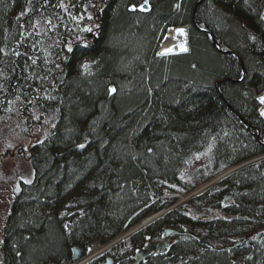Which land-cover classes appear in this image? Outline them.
<instances>
[{
	"label": "trees",
	"instance_id": "16d2710c",
	"mask_svg": "<svg viewBox=\"0 0 264 264\" xmlns=\"http://www.w3.org/2000/svg\"><path fill=\"white\" fill-rule=\"evenodd\" d=\"M130 1L115 0L123 6L117 22L102 25L90 47L65 50L62 63L48 64L52 56L47 53L14 61L21 54L16 49L21 28L29 31L44 16L70 25L87 21L92 2L99 4L95 14L101 20L106 0H70L63 6L0 0V114L14 109L50 125L43 140L33 144V177L4 219L0 264H73L70 246L85 252L93 242L110 241L194 191L139 231L153 239L166 228L187 227L213 247L177 235L164 254L144 264H264V158L200 189L264 151L261 128L251 125L255 92L264 87L263 5L260 0H202L196 8L197 25L211 30L246 66L243 80L231 83L223 78H239L238 65L189 21L198 0H188L191 6L183 0L180 9L172 0H150L148 13L126 11ZM167 22L186 27L190 50L169 62L151 61L152 40ZM51 37L56 52L60 41L55 33ZM218 81L220 95L214 87ZM109 86L115 91L110 93ZM229 108L258 133H247ZM81 142L85 145L78 149ZM201 147L209 154L190 176L178 173L201 155ZM148 188L155 195L149 196ZM79 207L82 216L71 214ZM248 234L253 236L241 248L217 249ZM134 236L85 264H103L105 257L116 262L119 250L135 244Z\"/></svg>",
	"mask_w": 264,
	"mask_h": 264
},
{
	"label": "bare ground",
	"instance_id": "6f19581e",
	"mask_svg": "<svg viewBox=\"0 0 264 264\" xmlns=\"http://www.w3.org/2000/svg\"><path fill=\"white\" fill-rule=\"evenodd\" d=\"M49 3H51L52 5H55V3L60 4L61 6L63 5H67L65 4L66 2L70 1V0H47ZM74 3L77 1V3H81L84 0H72ZM136 1V2H133ZM172 4L174 5V7H177L178 9L182 8V2L183 0H172ZM202 0H198L196 2V4L194 5H190L189 1L186 0V2L191 6L190 7V17H189V21L192 24L193 28H195L197 31L203 32L204 34H206V36L208 37L207 39L209 40L210 44L213 45V47L215 48V50H217L218 53H221L222 55H226L229 56L230 58H232V60L235 61V64L238 65V72L241 73V76L239 78H235L233 75L229 78H223L228 82L231 83H238L241 82L244 78V75L246 73V69H245V64L244 62L241 60L240 56L238 54H236L232 49H230L228 46H225V48L223 46H221L218 43V39L215 37V34L209 30L208 28H204L203 26L197 25L194 16H195V11L196 8L198 6V4L201 2ZM48 2H46L48 4ZM113 3L111 4V7L109 9H107L109 0H106V6L104 5L103 7L101 6V8L99 9V16L101 20H98L96 18V8H98L99 4L97 2H92L91 4V10L90 13L91 15H89V18L87 19V21H84V19H80V20H75L78 23H74V24H69L66 21H60V20H55L52 22H49L47 20V18L44 17H40L36 24L33 25L34 28L28 29L25 27H22L21 30L19 31V37L16 39V42H19V44L17 45L16 49L21 50V54H15V62H19V63H23L26 61V58L30 60V58L32 57V55L34 53H36V59H38L39 57H42L44 54L47 53L48 57L52 56L50 58H48V64H52V62H59L62 63L63 62V53L65 50H68L70 48L73 49V47L78 46V47H83V48H87L90 47L92 45L93 42H96V40L99 37V33L101 30V26L106 23L107 25H114L115 21V17H117V13H120L121 8H123V6L121 7L120 5H116L115 4V0L112 1ZM130 5L125 7V10L128 12H134L137 11L138 13H148L151 10V2L150 0H147V3H145V0H131L130 1ZM260 3L263 5L264 8V0H260ZM141 5H143V9H141ZM56 6V5H55ZM133 7H135V10H132ZM173 7V9H174ZM37 16H34V19ZM28 26V25H27ZM183 27H185L184 25H181ZM181 26H177L175 25V23H171V22H167L165 24H163V26L157 31L156 35L154 36L153 40H152V46L150 49V55H149V60L151 61H163V62H169L170 60H174V57H179V56H184L188 53V50H190L191 47V43L190 40L188 42V33L186 32V39H185V30L184 28H182ZM186 28V27H185ZM85 29H91V31H85ZM176 29H183L184 30V34L181 35L178 32H176ZM187 31V29H186ZM98 32V34H97ZM37 33V38L36 40H33V36ZM55 33L57 35L56 40L59 42L58 47H57V51L56 50V46L53 43L52 40V34ZM17 34V35H18ZM263 35H264V30H263ZM4 36V35H3ZM16 35H13V37ZM12 37V38H13ZM5 38H3L4 40ZM107 40L106 37L103 36V41ZM189 43V44H188ZM38 45V49L35 48L34 45ZM40 44V45H39ZM88 45V46H87ZM179 45H184L187 48V51H180ZM167 48H171L172 51L169 53H166L164 55H160L159 53L164 52L165 49ZM29 49V55H27L25 53V50ZM52 51V52H51ZM49 52V53H48ZM55 52V54H53ZM18 56H22V59H19ZM82 62L81 64L83 66H86V68H89L91 64L87 65L86 62L88 61L87 58H82ZM150 61V62H151ZM89 62V61H88ZM80 64V65H81ZM221 81V80H220ZM219 81L216 82L214 84V87L218 93V95H220V93L218 92V85H219ZM109 89H113L112 86L108 87ZM264 92V87L262 89H259L255 92L254 95V108L252 110V117H251V125H255V130L257 129L256 125L261 128V133L264 136V116H261L260 114V110H261V103H259L258 98L261 96V94ZM112 93V92H110ZM109 93V94H110ZM229 110L237 117V119L239 120L240 124H242L244 126V128L246 129V132L249 134H255L258 132L255 131H251V129L249 128V126L246 124V122L244 121V119H242L237 113H234L230 108ZM25 115V117H24ZM23 117L21 118L22 121V127L25 130V134L28 136L29 134H27V132L32 131L33 128L35 126H38L39 124L36 123L34 120H28L27 116L28 113L24 114ZM24 118H26L24 120ZM254 129V128H253ZM263 132V133H262ZM62 134H67V131H65V133L63 132ZM44 138V137H43ZM43 139H38L37 137H35L33 139V143L34 142H39L42 141ZM33 143L30 144V146L26 147L25 149L22 146H18V148H14L10 153V156H13L14 154L17 155H23L24 152H27V159L28 161H30L32 154H33ZM82 143V142H81ZM79 143V144H81ZM77 145L78 149H81L82 147H80V145ZM84 145L85 144H81ZM199 153L201 154L200 156L204 157L207 156L209 153L207 152L206 148H200ZM6 154H3L2 157H5ZM264 158V151L262 152V154H260L259 156H256L254 158H251L249 160H246L242 163H240L239 165L232 167V168H228L225 169L224 171H222L221 173H219L218 175H216V177H214L212 180H210L209 182H213V181H217L219 179H221L222 177H224L225 175H228L230 173H232L233 171L237 170L239 167L247 165L249 163L255 162L257 160H260ZM184 167V166H183ZM183 167L180 168V170L178 169V173L182 174L184 173V169ZM33 177V171L31 170L30 167V176L29 178H24V179H18L15 181V188L13 193L11 194V200L8 201V207L6 208L7 212L5 213V218L10 214L11 211V205L13 203V201L18 197V195L21 193V188L24 185H28L29 183L26 181H31ZM207 187V184H204L202 186V189ZM1 188V187H0ZM150 188H148L147 190H149ZM155 192H153L151 189L148 191L149 196L150 195H155ZM136 213H142L143 209L141 210H135ZM216 212V211H213ZM78 213L77 215L82 216L83 214V208L79 207V208H74L71 212V214H75ZM155 213H152V215ZM212 214V213H211ZM216 214V213H215ZM159 217V216H158ZM156 217V218H158ZM4 218V219H5ZM136 227V226H135ZM138 227H136V231L134 230L133 232H131L128 236L126 235V237L123 235L122 237H125L124 239L128 238L130 235H135V244H130V246L125 247V250L128 251H123L121 249V252L117 253V259L116 262L112 261L111 259H108L107 257L104 258V260H108L109 264H144L150 257H154L157 255H162L164 253H158L157 252V248L151 250L145 257L143 260L141 261H137L135 258V254L141 251H144L146 249L147 246L155 244V243H160L164 241V236L162 234V232L160 234H158L159 236L157 238H153L151 239L149 237V235H151V233H144L143 230L139 231L143 228H140L137 230ZM185 229V227L180 230L181 232H183ZM138 232H141V234L139 235ZM198 233V232H196ZM121 233L118 234V236ZM186 234V233H184ZM199 235H201L200 233H198ZM139 235V236H138ZM188 235V234H186ZM137 236V238H136ZM190 236V235H188ZM203 236V235H201ZM191 237V236H190ZM205 237V236H203ZM193 238V237H192ZM206 238V237H205ZM194 240H196L195 238H193ZM208 240H210L209 238H207ZM197 241V240H196ZM139 242V243H138ZM198 242V241H197ZM199 243V242H198ZM201 244V243H199ZM191 245V244H190ZM204 245V244H203ZM186 245H181L180 248H185ZM206 246V245H204ZM213 247V246H212ZM77 248L76 245H72L70 246V249L72 250V254L74 253L73 249ZM220 248V247H219ZM219 248H217L218 250H220ZM78 249V248H77ZM82 258V256H81ZM145 260V261H144ZM105 263V261L103 262V264Z\"/></svg>",
	"mask_w": 264,
	"mask_h": 264
},
{
	"label": "rangeland",
	"instance_id": "374dc122",
	"mask_svg": "<svg viewBox=\"0 0 264 264\" xmlns=\"http://www.w3.org/2000/svg\"><path fill=\"white\" fill-rule=\"evenodd\" d=\"M181 27L184 28L185 30V39H186V32H187L186 28L183 26ZM86 64L89 65L91 63L87 61ZM261 96H264V92L261 94ZM262 108H264V104H261V109ZM11 110H12L11 113L6 112L4 114H0V187H1L0 188V238L4 224L5 213L7 212L6 210V208L8 207L7 203L8 201L11 200V194L13 193L15 188V181L18 179H24V178L27 179L30 176V165L27 159L28 157L26 154L27 152H24L23 155L14 154L13 156H10V153L13 152L12 150L14 148H18V146H22L24 149L30 146V144L33 143V139L35 137H37V140L43 139V137L47 134L48 129L50 127V125L47 122H42L38 126H35L32 131L27 132V134H29L27 136L24 132L25 130L22 127V121L20 118L21 115L19 114V112H14V109ZM3 154H6V156L2 157ZM202 159H203L202 156L198 155L186 165L184 170V175L186 178L189 177L192 171L194 170V168L202 162ZM198 190L199 189H197L196 191ZM194 192L188 194L187 196L194 195ZM186 198H187L186 196H182L178 198V201L173 203L172 206L170 205L169 207H165V208L163 207L159 211L155 212V214L153 215L150 214L149 216L142 219L138 224L134 225L131 228L125 229L119 236H117L114 239H111L110 241L104 243L93 242L91 246H89L85 250L86 253L84 257L87 258L86 262L93 260L98 256H101L110 247L114 246L119 241L123 240L127 234L129 235L131 232H133L136 229V227H138L137 230L140 228H144V226H147L148 224L152 223L155 219H157L156 217L158 216L160 217L167 210L173 208L176 204L185 200ZM215 213L218 214L217 212H212L211 215ZM171 229H175V228H171ZM123 235L125 237H122ZM177 235H186V234L184 233L172 234L170 235L169 242L170 243L174 242L173 239ZM246 236H247L246 237V242H247V239L251 238L253 234ZM238 237L229 239L230 243L227 244V246L230 244H237V243L241 244V241L237 239ZM246 242H242V245H237L235 247L241 248L246 244ZM234 248H230V249H234ZM119 252H121V250H119ZM77 264H81V263L79 262Z\"/></svg>",
	"mask_w": 264,
	"mask_h": 264
},
{
	"label": "water",
	"instance_id": "95a60500",
	"mask_svg": "<svg viewBox=\"0 0 264 264\" xmlns=\"http://www.w3.org/2000/svg\"><path fill=\"white\" fill-rule=\"evenodd\" d=\"M256 134H254L255 136ZM178 233H186L188 235H190L191 237L195 238L199 243L201 244H204L206 245L207 247H212L213 244L211 243L210 240H208L207 238L199 235L198 233L188 229V228H185L183 232H180L178 231L177 229H171V228H168V229H165L164 232H163V236L165 237L164 238V241L163 242H160V243H155V244H152V245H149L146 247V249L144 251H141V252H138V254L136 253L135 254V258L136 260L139 262L141 260L144 259V257L153 249L157 248V252L158 253H163L165 248L168 247L169 243H168V236L172 235V234H178ZM250 235V234H248ZM246 235H242V236H239L237 239L241 241V244L240 243H237V244H230V245H224V246H221L219 249L222 250L226 247H229V248H234L235 246L237 245H242V242H246ZM74 253L72 254V259L73 261L77 264L81 261V256H83V251L80 250V249H77V248H74L73 249ZM104 264H109L108 260H106V262Z\"/></svg>",
	"mask_w": 264,
	"mask_h": 264
},
{
	"label": "snow or ice",
	"instance_id": "6c2138e0",
	"mask_svg": "<svg viewBox=\"0 0 264 264\" xmlns=\"http://www.w3.org/2000/svg\"><path fill=\"white\" fill-rule=\"evenodd\" d=\"M145 3H147V0H145ZM177 7H178V6H177ZM141 9H143V5H141ZM132 10H135V7H133ZM23 14H24V13H21V15H23ZM85 31H91V29H85ZM176 32H178V33L181 34V35L184 34V30H183V29H176ZM179 48H180V51H182V52H183V51H187V48H186L184 45H179ZM171 51H172L171 48H167V49L164 50V52L159 53V54H160V55H164V54L169 53V52H171ZM85 67H86V66H85ZM109 91H110V92H114L115 89H109ZM258 101H259V103L264 104V96L259 97V98H258ZM260 114H261V116H264V108H262V109L260 110ZM80 147H83V145H80ZM26 182L30 183V181H26Z\"/></svg>",
	"mask_w": 264,
	"mask_h": 264
}]
</instances>
